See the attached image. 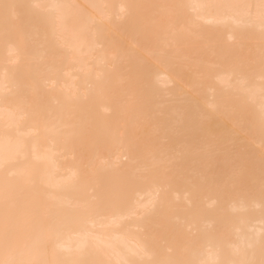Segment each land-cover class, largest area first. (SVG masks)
<instances>
[{
	"label": "bare ground",
	"instance_id": "1",
	"mask_svg": "<svg viewBox=\"0 0 264 264\" xmlns=\"http://www.w3.org/2000/svg\"><path fill=\"white\" fill-rule=\"evenodd\" d=\"M0 264H264V0H0Z\"/></svg>",
	"mask_w": 264,
	"mask_h": 264
}]
</instances>
